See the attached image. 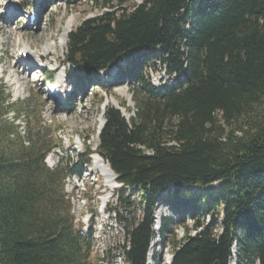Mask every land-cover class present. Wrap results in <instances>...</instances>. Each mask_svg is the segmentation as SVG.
<instances>
[{
	"label": "trees",
	"instance_id": "trees-1",
	"mask_svg": "<svg viewBox=\"0 0 264 264\" xmlns=\"http://www.w3.org/2000/svg\"><path fill=\"white\" fill-rule=\"evenodd\" d=\"M131 1L100 0L101 14L84 19L66 44L71 78L116 69L147 97L133 98L138 114L129 119L104 109L95 150L51 170L56 141L39 120H29L25 137L5 124L15 105L0 81V264H92L97 212L85 229L51 185L81 176L93 155L117 176L120 203L138 206V219L121 220L126 264H148L156 237L173 236L177 222L186 235L171 264H264V0ZM159 68L183 77L157 90L149 70ZM217 182L218 191L207 189ZM159 204L174 216L156 232Z\"/></svg>",
	"mask_w": 264,
	"mask_h": 264
},
{
	"label": "rangeland",
	"instance_id": "rangeland-1",
	"mask_svg": "<svg viewBox=\"0 0 264 264\" xmlns=\"http://www.w3.org/2000/svg\"><path fill=\"white\" fill-rule=\"evenodd\" d=\"M99 2L100 0H0V81H4L11 92V103L15 105V110L4 121L6 125L14 123L22 137L27 133L29 120L42 122L44 131L50 133L58 145L46 159L51 170L59 167L63 157L75 158L88 146L95 150L103 122L102 112L109 100L115 98L119 104L126 103L129 110L125 112L126 117L138 114V106L133 98H142L147 103V97L133 89L127 81L121 80L116 69L108 71V77L103 81L102 76L97 74L90 79L71 78L70 72L73 69L64 67L67 47L61 38L63 26L72 20L74 29L84 19L101 14L103 10ZM141 3V0L131 1V4ZM35 5H41L43 12L41 15L39 13L36 25L29 26L27 16ZM13 8L15 12H12ZM47 45H52L51 55L41 60L40 56H46ZM23 50L29 54L30 62L17 54V51ZM41 67H45L43 73ZM55 68L58 71L54 80L49 82L47 74ZM149 78L156 84L165 85L169 82L160 68L149 72ZM47 82L53 86H62L61 91L65 93L67 102L71 97L72 106H67L66 98L56 101L51 97ZM105 83L110 85H104ZM124 90L126 94L122 92ZM108 106L113 105L109 103ZM17 114H20L18 118ZM31 126L34 129L37 127ZM88 139L90 142H87ZM94 156L91 165L84 169L81 176L63 181L58 179L56 184L51 185V193L55 199L70 200L75 221L83 223L85 229L93 221L92 211L97 212L98 217L94 219L97 231L92 264H126L119 251L124 236V222L121 220L133 217L138 219V206L120 203L116 195L119 186H115L105 173L93 169ZM132 200L138 203L137 194ZM160 216L162 219L174 215L166 205L159 204L155 211L157 229L160 228ZM175 221H178V217ZM175 224L173 236L163 242L159 236L156 237L148 264H171L175 246L186 235L185 229L178 222ZM188 224L191 228V221ZM231 264H236V261L233 260Z\"/></svg>",
	"mask_w": 264,
	"mask_h": 264
},
{
	"label": "bare ground",
	"instance_id": "bare-ground-1",
	"mask_svg": "<svg viewBox=\"0 0 264 264\" xmlns=\"http://www.w3.org/2000/svg\"><path fill=\"white\" fill-rule=\"evenodd\" d=\"M15 11L16 10L13 8L12 12H15ZM63 27L64 28H63V33L61 35V38H62V41H63L64 45H66L67 42H68L69 33L71 32V30L74 27V21L69 20L68 23H67V25L66 26H63ZM51 46L50 45H47L46 46L47 47V49H46V56H40L39 59L42 60V59L48 58L51 55V52H50ZM22 52H26L27 53V51H25V50H23ZM28 59H29V62H30V60H31L30 57ZM28 59L26 61H28ZM122 92L124 94H126V90H124ZM109 103H112V105L120 108V104L116 101L115 98H113L112 100H109V102L107 103L106 106H108ZM122 110H123V113L126 115L127 110L125 108H123ZM102 127H103V122H102V124L100 126L99 134H100V131H101ZM93 162H94V166H93V169L94 170H98L99 172L101 171L102 173H105L108 177H110V179L112 180V183H116V177L112 173L110 167L107 165V163L99 155H95L94 156ZM105 202H107V201H105ZM160 219H161V216H160Z\"/></svg>",
	"mask_w": 264,
	"mask_h": 264
},
{
	"label": "built area",
	"instance_id": "built-area-1",
	"mask_svg": "<svg viewBox=\"0 0 264 264\" xmlns=\"http://www.w3.org/2000/svg\"><path fill=\"white\" fill-rule=\"evenodd\" d=\"M149 72H151V70H149ZM164 74H165V73H164ZM165 76H167V75H165ZM167 77H168V76H167ZM182 77H183V74H180L179 76H176V75H175V76H173L171 79L168 77V81H169V82L166 83L165 85H162V84H160V83H158V84H156V83H152V84H153V86H155L157 89H164V88L171 87L172 85L176 84V81L179 80V79H182ZM220 185H221V182H217V183H215V184H213V185L207 187V189H208V190H211V189L215 188V189L218 191ZM192 189H193L194 191L197 190L196 188H192ZM208 190L203 191V193L206 194V193L208 192ZM129 192H130V193H133V194H136V193H137V188H136V187H132V188L129 189ZM198 192H201V191H198Z\"/></svg>",
	"mask_w": 264,
	"mask_h": 264
},
{
	"label": "water",
	"instance_id": "water-1",
	"mask_svg": "<svg viewBox=\"0 0 264 264\" xmlns=\"http://www.w3.org/2000/svg\"><path fill=\"white\" fill-rule=\"evenodd\" d=\"M113 107H115V108H118V109H120L121 110V112L123 113V110H122V108L120 107H116V106H114L113 105ZM123 116H125V114L123 113ZM126 117V116H125ZM127 119H129V117H126ZM104 125H105V120L103 119V127H104ZM103 127H102V129H101V131H100V133L102 132V130H103ZM108 166H109V164H107ZM110 167V166H109ZM111 169V168H110ZM112 171V170H111ZM112 173L114 174V172L112 171ZM114 176L117 178V176L114 174ZM214 264H219V262H216V263H214Z\"/></svg>",
	"mask_w": 264,
	"mask_h": 264
}]
</instances>
